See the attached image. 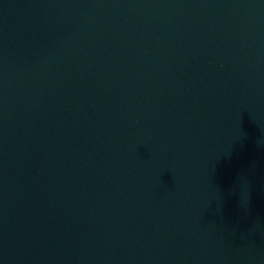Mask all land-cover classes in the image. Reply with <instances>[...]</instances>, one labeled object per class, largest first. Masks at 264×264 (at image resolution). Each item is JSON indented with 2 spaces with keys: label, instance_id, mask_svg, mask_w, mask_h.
<instances>
[{
  "label": "water",
  "instance_id": "95a60500",
  "mask_svg": "<svg viewBox=\"0 0 264 264\" xmlns=\"http://www.w3.org/2000/svg\"><path fill=\"white\" fill-rule=\"evenodd\" d=\"M0 264H264V0H0Z\"/></svg>",
  "mask_w": 264,
  "mask_h": 264
}]
</instances>
